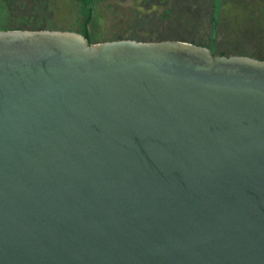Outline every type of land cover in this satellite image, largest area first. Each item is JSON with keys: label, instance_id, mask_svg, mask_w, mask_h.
I'll list each match as a JSON object with an SVG mask.
<instances>
[{"label": "water", "instance_id": "95a60500", "mask_svg": "<svg viewBox=\"0 0 264 264\" xmlns=\"http://www.w3.org/2000/svg\"><path fill=\"white\" fill-rule=\"evenodd\" d=\"M0 264H264V60L0 30Z\"/></svg>", "mask_w": 264, "mask_h": 264}, {"label": "rangeland", "instance_id": "374dc122", "mask_svg": "<svg viewBox=\"0 0 264 264\" xmlns=\"http://www.w3.org/2000/svg\"><path fill=\"white\" fill-rule=\"evenodd\" d=\"M259 0H224L214 21L216 0H98L89 30L96 42L119 39L177 40L208 47L215 54L264 59V10ZM0 29L21 26L77 31L85 18L79 0H0ZM216 25V32L214 31Z\"/></svg>", "mask_w": 264, "mask_h": 264}, {"label": "trees", "instance_id": "16d2710c", "mask_svg": "<svg viewBox=\"0 0 264 264\" xmlns=\"http://www.w3.org/2000/svg\"><path fill=\"white\" fill-rule=\"evenodd\" d=\"M80 1V5H81V15L82 17L85 18L84 23L82 25V28L78 30V32L82 33L86 38H88L91 43H96V41L94 40L93 35L91 34L90 30H89V25L94 21V18L96 17V6H97V2L98 0H79ZM259 2H261V4L259 5V8L264 10V0H259ZM224 3V0H216V10H215V17H214V21L217 22V20L219 19V12L220 9L222 7ZM5 11V7L0 5V16L2 15V13ZM1 18V17H0ZM1 20V19H0ZM8 27L7 25L0 29V30H13V29H24L21 26H15V27H11V28H6ZM28 27H32V30H37L38 28H33V26H29ZM216 32V25H214V31L213 33ZM214 52V50H212ZM215 53V52H214ZM221 55H241V54H228L226 52L221 53ZM242 55H246L248 56V54H242ZM264 60V59H263Z\"/></svg>", "mask_w": 264, "mask_h": 264}]
</instances>
